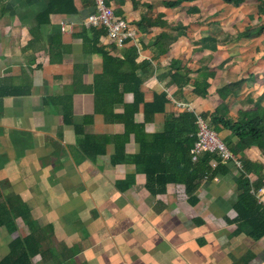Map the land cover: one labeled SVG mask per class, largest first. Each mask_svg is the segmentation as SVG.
Returning a JSON list of instances; mask_svg holds the SVG:
<instances>
[{
	"label": "crops",
	"instance_id": "0c3cea01",
	"mask_svg": "<svg viewBox=\"0 0 264 264\" xmlns=\"http://www.w3.org/2000/svg\"><path fill=\"white\" fill-rule=\"evenodd\" d=\"M135 1L136 7L132 0H105L134 26L145 13H163L166 26L118 45L105 28L87 24L95 0H0V169L8 180L0 188L27 209L26 218L16 217L15 232L18 221L29 229L15 237L40 239L31 264H264V236L254 240L237 228L234 162L189 194L177 182L147 183L143 170L172 158L154 139L165 120L183 111L209 120L222 102L217 89L226 83L245 79L223 101L226 117L252 109L247 98L264 107V67L260 60L247 67L251 58L231 64L225 28L204 0L166 9L163 0ZM171 27L184 33L160 53L167 43L156 45L155 37ZM215 27L216 50L201 48V37L217 34ZM206 70L213 77L201 96L193 82ZM161 92L163 111L149 115L144 102ZM136 101L133 115L121 117ZM217 134L234 141L222 127ZM243 155L262 166L251 179L262 181L256 197L264 206V153L251 146ZM174 162L171 173L180 177Z\"/></svg>",
	"mask_w": 264,
	"mask_h": 264
},
{
	"label": "trees",
	"instance_id": "16d2710c",
	"mask_svg": "<svg viewBox=\"0 0 264 264\" xmlns=\"http://www.w3.org/2000/svg\"><path fill=\"white\" fill-rule=\"evenodd\" d=\"M194 1L196 0H163L162 4L168 8H175L182 3H191ZM222 1L227 4L233 3L239 5L243 0ZM255 2L257 14H259L258 16H264V0H255ZM105 3L107 5L109 4L108 2ZM132 3L134 7L137 6L135 0H132ZM144 7L149 8L150 4L147 3ZM191 8L192 11H199V8L195 5L191 6ZM163 15V13H158L153 17L148 13L142 14L140 19L135 22V26L139 30V33L147 32L153 26L164 27L166 26V21L163 20ZM213 23H216V21ZM215 29H217V34H213L215 30H212L208 35L201 37V48L210 46L213 50H216L217 43L219 42V28L215 27ZM170 30L171 31H162L155 37L154 44L163 45V41L167 43L166 47L159 46L161 48L160 53L166 52L170 42L184 33L183 27H171ZM172 31H176V34L173 35ZM263 31L264 21L257 26L247 25L242 31H238L236 35L226 33L222 41L229 42L240 38H251L253 35L263 33ZM175 63L177 64L178 61L172 62V65ZM198 74L200 77L193 82L194 92L201 96H205L207 95V88L210 86L208 80L213 77V73L206 70L198 71ZM244 80L245 79L241 78L226 83L217 89V93L222 99V102L216 106L214 111L209 115V121L216 132L222 127L230 131L231 135L234 137V141L224 142V144L241 163V167L237 168L240 172L237 182L238 196L241 200L234 205L237 214L236 224L238 230L243 228L247 229V235L257 240L261 236H264V206L257 201L256 197V191L263 184L259 178L252 180L251 176L254 173L257 174L262 166L259 163L247 160L243 152L251 146H257L264 153V107L260 104L259 100L253 101L247 98V101L252 102L254 107L252 109L238 111V117L233 120L226 117L227 104L223 102L229 98L230 95L236 93L244 83ZM136 83L135 87L138 89L139 81ZM138 102L139 101H136L134 108L126 110L121 117H131L135 112V106ZM166 102V93L161 92L155 94L151 102H144V107H149L150 113L148 114L153 115L155 112H162ZM203 118H205V116H203ZM195 121L196 115L189 111H183L180 115H173L165 120L163 132L156 133L154 139L155 142L160 141L161 144L163 143L166 146V150L172 155V158L165 162H163L161 158H158L156 161L160 162L153 165L152 162H148V164H151L152 169L148 167L143 169L147 173V183L159 182V184L163 186L166 182H177L182 184L185 187V192L189 194L197 188L198 183L203 178L209 176L213 177L228 169L227 163L229 161L222 160L216 153L204 152L200 155L198 161L193 162L191 160L190 150L196 140L197 132ZM127 129L129 130V127L125 125V132H127ZM211 160L217 163L216 167L212 170L210 168ZM140 161L142 162V159ZM174 161L177 162L178 166L182 167L179 169L180 177L171 173V169H175ZM139 164L141 163H137V166H139ZM26 213L27 209L24 205H14L11 200L4 195L0 188V227H5L9 233L15 232L17 227L15 221L16 217L22 216L26 218ZM39 242L40 239H37L33 234H29L22 238L15 237L9 244V252L0 259V264H31V258L39 252ZM252 255V253L247 254V262L252 258Z\"/></svg>",
	"mask_w": 264,
	"mask_h": 264
},
{
	"label": "rangeland",
	"instance_id": "374dc122",
	"mask_svg": "<svg viewBox=\"0 0 264 264\" xmlns=\"http://www.w3.org/2000/svg\"><path fill=\"white\" fill-rule=\"evenodd\" d=\"M203 4L209 8L214 6L215 16L220 18V21L225 28V33H230L231 35H236L238 31H242L247 25L257 26L259 23L264 21V16L259 17L257 14V7L255 0H243L239 5L235 4H227L222 0H204ZM165 6L163 5V8ZM166 9V8H164ZM206 14L203 16L204 18H209V13L203 12L202 14ZM174 15L179 17V14L174 12ZM183 15V14H182ZM184 16V15H183ZM181 17H179L180 19ZM183 18V17H182ZM258 18H262L261 20ZM261 39L262 42H261ZM227 43V51H229L232 55V59L230 58L231 64H233L236 60L243 59H253L252 62L247 64V67L251 65L256 60H260V66L264 67V31L258 35H253L250 39L248 38H240L236 40H232ZM262 43V44H260ZM226 45L225 43H222ZM229 52L227 54H229ZM236 59V60H233ZM257 63V62H256ZM264 80V79H263ZM197 115V114H196ZM207 116V117H206ZM210 126L213 128L211 122L208 120V115H205L204 118ZM224 143V142H223ZM1 170V169H0ZM0 186L5 189L7 185V178L4 177V170L0 172ZM18 178V176H15ZM12 193V192H11ZM19 200V199H18ZM32 213H30L29 217L32 218ZM19 230L18 232L9 233L5 230L4 227H0V257H2L6 251L8 250L7 244L17 235V233L23 234V232H28L29 229L26 224L18 221ZM56 242H58L55 239ZM78 248V247H77ZM235 260V257L231 256V263ZM74 263V262H73Z\"/></svg>",
	"mask_w": 264,
	"mask_h": 264
},
{
	"label": "built area",
	"instance_id": "2783aa9c",
	"mask_svg": "<svg viewBox=\"0 0 264 264\" xmlns=\"http://www.w3.org/2000/svg\"><path fill=\"white\" fill-rule=\"evenodd\" d=\"M95 6V11L86 18L88 25L105 28L109 39L118 45H123L128 40L132 41L138 38L139 30L137 27L129 23L126 19L116 16L113 8L108 6L105 0H95ZM177 105L187 107L188 109L191 108L189 105L181 102L177 103ZM195 123L197 125L196 140L190 150L191 160L193 162L198 161L202 153L211 152L219 155L222 160L234 162L238 167H241L240 162L235 159L217 132L202 116L196 115ZM216 165L217 163L214 160L210 161L211 170Z\"/></svg>",
	"mask_w": 264,
	"mask_h": 264
}]
</instances>
